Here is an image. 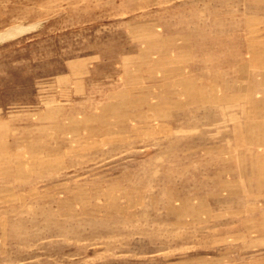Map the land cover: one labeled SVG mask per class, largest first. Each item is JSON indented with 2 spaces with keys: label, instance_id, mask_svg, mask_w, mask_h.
I'll list each match as a JSON object with an SVG mask.
<instances>
[{
  "label": "rangeland",
  "instance_id": "obj_1",
  "mask_svg": "<svg viewBox=\"0 0 264 264\" xmlns=\"http://www.w3.org/2000/svg\"><path fill=\"white\" fill-rule=\"evenodd\" d=\"M0 264H264V0H0Z\"/></svg>",
  "mask_w": 264,
  "mask_h": 264
},
{
  "label": "bare ground",
  "instance_id": "obj_2",
  "mask_svg": "<svg viewBox=\"0 0 264 264\" xmlns=\"http://www.w3.org/2000/svg\"><path fill=\"white\" fill-rule=\"evenodd\" d=\"M19 26H15L14 28H11V29H9L7 32H5V33H2V34H0V36H5V35H8V37H10V36H13V35H15L16 36V33L17 32H19V30H26L28 27L27 26H21L20 24H18Z\"/></svg>",
  "mask_w": 264,
  "mask_h": 264
}]
</instances>
